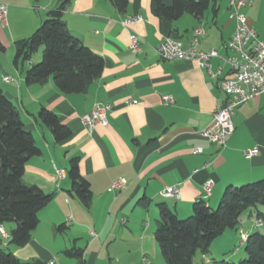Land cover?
Here are the masks:
<instances>
[{"label": "crops", "instance_id": "1", "mask_svg": "<svg viewBox=\"0 0 264 264\" xmlns=\"http://www.w3.org/2000/svg\"><path fill=\"white\" fill-rule=\"evenodd\" d=\"M64 2L62 20L70 34L103 60L99 78L84 94H62L51 79L41 86H26L25 72L39 57L21 64L20 69L14 58L5 57L7 47L29 37L46 13ZM162 2L170 5L172 0ZM259 2L251 0L241 12L263 37L264 22L256 18ZM0 3L8 5L6 25L0 24V87L17 107L25 130L32 133L40 150V155L25 165L22 181L54 195L39 212V223L29 243L10 246L21 262L46 264L56 259L57 264H154L149 259L157 257L154 231L158 203L165 202L182 218L190 215L198 199L214 208L227 187L264 179V93L235 111L234 131L224 147L218 148L197 134L212 121L216 106L226 101L219 83L232 73L226 63L230 56L226 42L235 29L228 0H209L201 17L183 14L175 21L152 14L150 0H127L124 13L107 0ZM137 16L140 22L122 25ZM197 29L204 31L197 48L217 52L209 71L194 62L159 57L157 48L165 38L188 47ZM132 36L139 42L137 52L130 51ZM164 96L172 102L164 103ZM95 103L108 104L111 109L106 125L88 130L80 117ZM41 107L52 111L69 128L68 140L55 143L50 131L37 120ZM254 148L257 155L247 158L244 152ZM196 149L201 153L193 154ZM75 157L92 193L89 209L69 193L67 170ZM56 170L63 171L62 178ZM120 180L126 184L111 189L112 183ZM208 181L213 183L210 195L204 192ZM175 185L180 188L178 196L161 195ZM59 226L63 228L58 230ZM3 227L9 234L13 226ZM261 227H256L253 212L242 215L236 229H226L214 240L207 256L198 252L203 264L244 258L239 248L244 245L242 234L247 237ZM85 233L88 239L83 237ZM76 251L81 256L69 254Z\"/></svg>", "mask_w": 264, "mask_h": 264}, {"label": "trees", "instance_id": "2", "mask_svg": "<svg viewBox=\"0 0 264 264\" xmlns=\"http://www.w3.org/2000/svg\"><path fill=\"white\" fill-rule=\"evenodd\" d=\"M107 1L119 13L127 9V0ZM65 6L66 2L48 11L29 37L14 42V64L18 67L30 62L41 50V60L31 64L25 72V85L41 86L51 79L62 94H84L99 78L103 60L70 34L62 20ZM208 6L209 0H172L170 5H165L162 0H150L152 14L166 21H175L183 14L199 18ZM0 49H3L1 45ZM37 120L50 131L55 143L70 138L69 128L45 107L40 108ZM39 155L32 133L25 130L17 107L0 87V226L6 223L13 226L7 233L6 244L0 237V264H43L36 260L21 262L10 251L11 245L24 247L29 243L39 223V212L54 197L22 181L25 165ZM67 177L71 182L69 193L89 209L92 193L88 181L80 173L78 157L70 160ZM259 205L264 206V179L240 187H227L216 208H210L201 199L194 201L191 213L185 219L179 218L165 202L158 203L159 218L154 239L164 264H192L197 252L207 256L214 240L226 229H236L241 216L246 213L253 212L255 221L261 224L256 227H261ZM62 228L59 226L58 230ZM242 242L245 257L237 264H264V233L255 231ZM69 254L81 256L80 251ZM210 261L209 264H235L225 259Z\"/></svg>", "mask_w": 264, "mask_h": 264}, {"label": "built area", "instance_id": "3", "mask_svg": "<svg viewBox=\"0 0 264 264\" xmlns=\"http://www.w3.org/2000/svg\"><path fill=\"white\" fill-rule=\"evenodd\" d=\"M228 5L235 20V29L231 38L226 42V49L230 52L226 63L230 66L232 73L230 77L221 80L219 83L220 90L226 96V101L222 105L216 106L212 121L197 133L218 148L225 146L234 131L232 117L235 111L243 104L264 93V35L259 37L241 12L244 7L251 5V0H228ZM7 9L8 5L0 3V24L2 25H6ZM140 21L141 18L137 16L124 20L122 25L130 26ZM202 35H204L202 29L195 30L188 47H184L174 39L165 38L158 46L157 54L162 60L194 62L199 68L209 71L210 60L217 57V52L215 50L204 52L197 48L198 37ZM138 50V39L132 36L130 51L137 52ZM162 100L164 103L172 102L169 96L162 97ZM110 109L108 104L95 103L89 113L80 117V121L88 130H91L95 125L104 126L106 125V115ZM199 153H201L200 149L193 151V154ZM257 153V149L254 148L245 151L244 155L249 158L256 156ZM56 175L58 178H62L63 171L56 170ZM125 184L124 180L115 181L112 183L111 189H120ZM212 186V181L205 183L204 192L206 195H210ZM179 194V185L166 188L161 192L163 197L178 196ZM255 225L260 226L261 224L256 221ZM0 237L3 244H6L9 236L2 226H0ZM241 239L244 241L246 236L242 234ZM144 261L147 263L146 260ZM46 264H57V261L52 259Z\"/></svg>", "mask_w": 264, "mask_h": 264}, {"label": "rangeland", "instance_id": "4", "mask_svg": "<svg viewBox=\"0 0 264 264\" xmlns=\"http://www.w3.org/2000/svg\"><path fill=\"white\" fill-rule=\"evenodd\" d=\"M261 2H259L260 4H261V6H259L260 8L258 9V11L256 10V8H255V11H257L256 12V18L258 17L259 18V20L260 21H262V22H264V0H260ZM258 3V4H259ZM14 47H13V45H12V47L10 48V47H7V50L5 51V57L8 59V60H13V58H14ZM35 57H39V59H38V61H37V63L41 60V50L33 57V58H35ZM20 65L21 64H19V69H20ZM239 187V186H238ZM221 197V196H220ZM217 204L218 203H216L215 204V207L214 208H216V206H217ZM257 210L258 211H260L261 213H262V217H261V219H262V222H263V226L261 227V228H259V230L262 232V233H264V206H262V205H259L258 207H257ZM157 215H158V212H157ZM189 216V215H188ZM188 216H185V217H182V219H185V218H187ZM157 218V217H156ZM155 218V219H156ZM153 220H154V217L152 218ZM152 220V223L154 222ZM256 222V221H255ZM10 224L9 223H6L5 224V226H6V228L8 229V226H9ZM83 237L85 238V239H88L87 238V233H85V234H83ZM239 248H240V251L242 252V251H244L243 250V246L241 247V246H239ZM157 257L156 258H153V257H151L150 259H149V261H153L154 260V264H159V263H161V264H164V262H163V259H162V257H161V254H160V251H159V248H158V246H157ZM230 253H232V252H230ZM202 258L203 257H201L200 258V254L197 252L196 253V256H195V258H193V260H192V264H203V261H202ZM240 259H235V261H233L235 264H237V262L239 261Z\"/></svg>", "mask_w": 264, "mask_h": 264}]
</instances>
